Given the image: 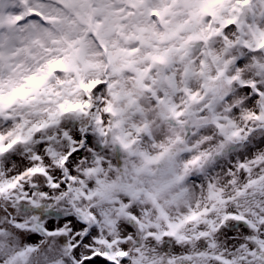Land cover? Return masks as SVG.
<instances>
[{"label":"snow or ice","instance_id":"1","mask_svg":"<svg viewBox=\"0 0 264 264\" xmlns=\"http://www.w3.org/2000/svg\"><path fill=\"white\" fill-rule=\"evenodd\" d=\"M0 264H264V0H0Z\"/></svg>","mask_w":264,"mask_h":264}]
</instances>
